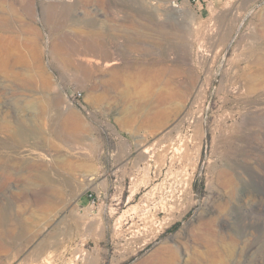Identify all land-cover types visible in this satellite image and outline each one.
I'll list each match as a JSON object with an SVG mask.
<instances>
[{
  "label": "rangeland",
  "instance_id": "obj_1",
  "mask_svg": "<svg viewBox=\"0 0 264 264\" xmlns=\"http://www.w3.org/2000/svg\"><path fill=\"white\" fill-rule=\"evenodd\" d=\"M201 1L0 0V264H264V0Z\"/></svg>",
  "mask_w": 264,
  "mask_h": 264
},
{
  "label": "bare ground",
  "instance_id": "obj_2",
  "mask_svg": "<svg viewBox=\"0 0 264 264\" xmlns=\"http://www.w3.org/2000/svg\"><path fill=\"white\" fill-rule=\"evenodd\" d=\"M169 4L171 5V2L168 3V6H169ZM174 4H175L176 7L179 5V4H177L176 1L174 2ZM112 44L113 43H110L109 41L108 42L107 41H103V40H97L96 41V39H93V38L90 37V38L84 39L81 42V44L78 47H76L78 50L77 51L75 50V51H76V54L79 56V59L83 61L82 62L83 65L93 66V65H101V64H104L105 66H111L114 63H116V61L104 60L103 59V56H105V50L106 49H108L110 47H113ZM117 73H118V69L116 67H113L112 68V74L113 75H116ZM148 77H150V72L148 70H144L143 68H141L139 70V78H138V81L137 82L143 83L144 79H146ZM148 79H150V78H148ZM132 81H133V79H132ZM173 81H174L173 78H171V80L170 79L169 80L168 79L167 80H164L163 77H161L159 79H157V78H151L149 80V85H147V84L146 85H147V89L149 91H151L158 84L165 83L166 85L167 84L168 85H171V83ZM151 94H152V92L149 94V96ZM175 94H176V91H174L171 88V91L170 92L159 94L158 95V99L173 98L175 96ZM2 106H6V105L3 103ZM36 137H37L36 136V133H35L34 129H32L31 126H29L28 124H25L22 120H19L18 121V123H17V130H16V133H15V140H16V143L17 144H19V145L20 144H25L28 141L29 138H36ZM9 143H10V140H2L1 141V148L4 149V150L10 149L11 148V143L10 144ZM2 158H3V156H2ZM0 210H1V208H0ZM5 214H6L5 211L4 212L2 211L1 214H0V226L3 224V218H4L3 215H5ZM174 261H175L174 260V257H167V258H162L159 261L158 264H174Z\"/></svg>",
  "mask_w": 264,
  "mask_h": 264
},
{
  "label": "crops",
  "instance_id": "obj_3",
  "mask_svg": "<svg viewBox=\"0 0 264 264\" xmlns=\"http://www.w3.org/2000/svg\"><path fill=\"white\" fill-rule=\"evenodd\" d=\"M99 191H101V187H98L97 189H95V192H99ZM90 194H91L92 196H91ZM94 194H96V193H94V192L90 189V191H88V192H86L84 195H82L81 198H80V203H81V205H83V206H88V205L90 204V202H91L92 197L95 196Z\"/></svg>",
  "mask_w": 264,
  "mask_h": 264
},
{
  "label": "built area",
  "instance_id": "obj_4",
  "mask_svg": "<svg viewBox=\"0 0 264 264\" xmlns=\"http://www.w3.org/2000/svg\"><path fill=\"white\" fill-rule=\"evenodd\" d=\"M190 4H193L195 7L199 8L202 6V1L201 0H187ZM177 4H179L177 2ZM91 195V194H90ZM92 196V195H91ZM95 199H93L94 202Z\"/></svg>",
  "mask_w": 264,
  "mask_h": 264
}]
</instances>
